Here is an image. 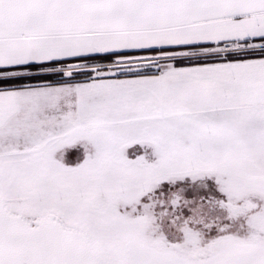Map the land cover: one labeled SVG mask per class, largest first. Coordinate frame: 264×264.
I'll use <instances>...</instances> for the list:
<instances>
[{
  "label": "snow or ice",
  "instance_id": "1",
  "mask_svg": "<svg viewBox=\"0 0 264 264\" xmlns=\"http://www.w3.org/2000/svg\"><path fill=\"white\" fill-rule=\"evenodd\" d=\"M0 264H264V0H0Z\"/></svg>",
  "mask_w": 264,
  "mask_h": 264
}]
</instances>
